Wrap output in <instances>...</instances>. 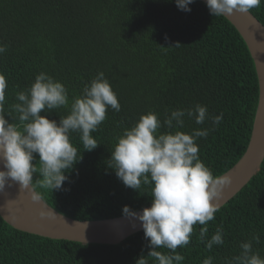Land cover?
<instances>
[{
  "label": "trees",
  "instance_id": "16d2710c",
  "mask_svg": "<svg viewBox=\"0 0 264 264\" xmlns=\"http://www.w3.org/2000/svg\"><path fill=\"white\" fill-rule=\"evenodd\" d=\"M191 12L175 0H0V72L6 76L5 111L19 124L12 105L36 76L45 72L62 82L69 104L41 113L59 122L86 84L104 72L118 96L121 110L109 108L92 136L95 150L83 148L80 134L71 140L82 160L68 173L61 190L35 188L57 212L80 221L125 216V206L137 212L151 206L152 185L126 187L108 167L117 138L141 115L155 111L164 119L177 108L205 105L211 115L223 113L218 125L185 118L190 132L214 129L200 138L199 156L213 175L230 170L245 153L256 117L260 90L249 49L230 22L212 16L195 0ZM250 12L264 25V2ZM178 45V46H177ZM11 117H7L12 122ZM166 131V129H161ZM85 151V152H84ZM39 156L36 161L38 165ZM34 179H42L39 172ZM223 226L225 243L207 250L194 225L186 248H178L182 264H228L240 254V244L253 241V251L264 258V161L231 201L208 222L209 237ZM144 231L119 245L82 244L52 240L14 229L0 216V264H135L147 255Z\"/></svg>",
  "mask_w": 264,
  "mask_h": 264
},
{
  "label": "clouds",
  "instance_id": "9594fccd",
  "mask_svg": "<svg viewBox=\"0 0 264 264\" xmlns=\"http://www.w3.org/2000/svg\"><path fill=\"white\" fill-rule=\"evenodd\" d=\"M178 8L191 12L189 5L195 0H175ZM264 0H206L212 16L227 17L235 13H248ZM178 46V45H177ZM6 45L0 44V54ZM8 87L6 76L0 72V193L18 184L21 190H31L33 201L41 194L37 186L61 190L70 173L83 156L78 158V148L73 145L71 134H80L85 151L98 146L92 133L106 119L109 108L119 112L121 105L104 72L86 84L82 95L76 97L67 116L59 122L41 113L69 104L66 86L51 75L41 72L27 91L16 95L18 103L12 109L18 113L19 124L5 111V94ZM11 117L12 122H9ZM203 125L211 120L218 126L223 113L211 115L207 106L196 104L193 108H177L164 119L155 111L141 115L130 129L126 128L117 138L108 167L117 178L133 190L141 184L152 185L151 207L135 212L125 206V215L141 222L145 239L149 241L147 255H141L135 264H182L185 257L177 251L186 248L192 238L194 225H203L197 239L207 250L225 243L223 226L209 237L208 222L213 221L220 209L224 190L232 182L229 175L216 177L199 156L200 138H207L214 129L197 128L190 132L185 118ZM166 129V131H161ZM84 151V152H85ZM39 156L38 165L36 161ZM39 172L42 179H34ZM253 241L260 242L259 235L240 244L241 252L228 264H264L259 252L253 251ZM213 257L202 264H213Z\"/></svg>",
  "mask_w": 264,
  "mask_h": 264
},
{
  "label": "water",
  "instance_id": "95a60500",
  "mask_svg": "<svg viewBox=\"0 0 264 264\" xmlns=\"http://www.w3.org/2000/svg\"><path fill=\"white\" fill-rule=\"evenodd\" d=\"M199 1L206 4V0ZM224 18L238 31L249 49L258 76L260 97L248 147L240 160L222 174L229 175L232 182L219 201L220 209L248 185L264 161V25L250 11ZM31 195L30 189L21 190L18 184L0 193V216L6 224L52 240L99 245H119L143 232L141 222L127 215L105 220H75L57 212L42 198L33 201Z\"/></svg>",
  "mask_w": 264,
  "mask_h": 264
},
{
  "label": "bare ground",
  "instance_id": "6f19581e",
  "mask_svg": "<svg viewBox=\"0 0 264 264\" xmlns=\"http://www.w3.org/2000/svg\"><path fill=\"white\" fill-rule=\"evenodd\" d=\"M262 79H264V75L262 76Z\"/></svg>",
  "mask_w": 264,
  "mask_h": 264
}]
</instances>
